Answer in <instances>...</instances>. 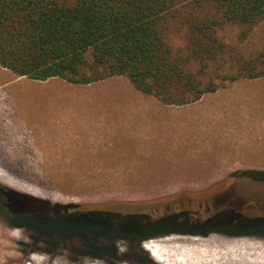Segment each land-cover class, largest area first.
<instances>
[{"label": "rangeland", "instance_id": "1", "mask_svg": "<svg viewBox=\"0 0 264 264\" xmlns=\"http://www.w3.org/2000/svg\"><path fill=\"white\" fill-rule=\"evenodd\" d=\"M238 31L237 26H229L226 35L234 39ZM244 45L252 55L257 54L264 46V28L255 30ZM52 79L57 81L19 76L0 65V197L6 208V212L0 209V264H249L248 259L232 261L235 251L225 247L264 249V79H259V95L228 94V103L235 108H220L213 118L205 104L209 95L199 108L194 103L166 105L137 90L124 75L88 86ZM76 91L81 95L75 100ZM75 106L87 111L89 131H113L96 134V138L94 132L88 137L82 134L81 139L71 140L80 143L67 149L72 151L73 163L38 162L48 159L44 156L48 146L70 143L51 136L62 135L54 130L62 127L58 110ZM113 107L184 109V123L177 126L158 121L146 130L139 123L115 124L110 120L117 117L101 113L103 108ZM248 109L255 112L246 115L243 111ZM192 111L200 117L195 118L197 123L188 117ZM174 113L169 121L182 119ZM202 118L211 131H206L205 125L200 127ZM257 124L259 129L248 131ZM117 127L122 132H115ZM201 143L211 144L205 160L213 163H204V158L189 148L183 149L187 156L175 155L179 152L175 147L168 149L174 144L192 148ZM229 148L233 157H222ZM231 159H239V163L228 162ZM243 160H258L259 164L241 163ZM219 176L223 178H212ZM17 196L51 206L159 203L164 214L172 212L173 203L197 200L198 214L190 216V224L225 210L243 215L232 225H220L222 229H210L205 235L187 232L192 226L180 220L174 226L178 231L152 235L139 247L136 241L118 239L117 257L105 253L97 257L89 251L112 249V238L85 234L82 218H75V225H66L70 219L45 212L24 217L32 210L18 206ZM13 210L21 216H14ZM61 223L65 226L59 228ZM235 227L254 233L227 232Z\"/></svg>", "mask_w": 264, "mask_h": 264}, {"label": "trees", "instance_id": "2", "mask_svg": "<svg viewBox=\"0 0 264 264\" xmlns=\"http://www.w3.org/2000/svg\"><path fill=\"white\" fill-rule=\"evenodd\" d=\"M229 26L239 28L234 39L226 35ZM258 28H264V0H0V65L19 76L75 84L124 75L142 93L180 106L241 79L263 77L264 46L252 55L244 45ZM14 200L32 210L24 217L45 212L70 219L66 225L82 218L85 234L112 238V249L89 251L97 257H117L118 239L139 247L152 235L178 231L180 220L192 226L187 232L205 235L243 215L225 210L190 224L197 200L173 203L166 214L159 203L84 207ZM4 202L0 197L6 212ZM241 230L254 233L224 229Z\"/></svg>", "mask_w": 264, "mask_h": 264}, {"label": "crops", "instance_id": "3", "mask_svg": "<svg viewBox=\"0 0 264 264\" xmlns=\"http://www.w3.org/2000/svg\"><path fill=\"white\" fill-rule=\"evenodd\" d=\"M53 78H57V77H53ZM60 78V77H58ZM62 79V78H61ZM259 79H264L263 77H258V78H247V79H241L239 81L233 82L231 84H229L227 87L222 88L217 90L216 92H212V93H207L205 94L200 100L193 102L194 104H197L196 106L201 107L203 106L205 103L204 101V97L206 95H209V99L208 102L205 103L206 107L208 108V113L209 115H211V117H214V113L217 112L220 108H222L224 111H226L227 109L230 110L232 108H235L233 105H229V101L227 100V95H241L242 93L246 92V93H253V94H258L259 95ZM64 80V79H63ZM45 82H53V81H57V79H47L44 80ZM66 81V80H65ZM68 82V81H67ZM54 83V82H53ZM70 84L73 85H85L88 86L89 84H75V83H71L68 82ZM58 85V84H55ZM255 85H258L256 88H254ZM74 91V90H73ZM81 93V92H80ZM79 92H75V94L72 97L76 98L81 95ZM79 94V95H78ZM77 102V101H76ZM192 104V103H191ZM189 105V104H188ZM194 106V105H193ZM243 106V105H242ZM241 106V107H242ZM76 107V106H75ZM177 108V107H176ZM97 112V114H99V112L97 110H94ZM172 112H175L174 115L176 117L181 116V120H179L178 118H176V120L169 121V117L172 115ZM194 111H192V113H190V115H188L189 118H191L193 120V122L195 121V118H200L199 115H192ZM244 113H246V115H251L252 113H254V110H246L243 111ZM101 113L103 115H110V116H115L117 118L115 119H111L110 121H112L113 123H121L123 122H127L130 123L131 125H135L136 123H139L141 125H144L145 130L146 127H152L154 125H156V123L159 122H170V124L176 123L177 126L183 125L184 123V109H180V110H176L173 109V111H169L168 108H149V107H145L143 109H139L136 107L133 108H110V109H105L103 108L101 110ZM87 111H85V109L83 110L82 108L76 107V108H67V109H59L58 110V116L60 117L59 122L60 125L62 127L56 128L54 130H56V132H61L62 135L59 136V134L57 133V135H52L51 139L53 140H70V143H66L64 142L63 144H53L47 147V149H49V151L46 153V156L48 159L46 160H42V161H38V162H44V163H73L74 161H72L73 159L72 156L70 155V153H72V151H67V149H72L73 146L75 145H79L80 143H76V142H71L72 141H76L77 139H81L83 136L82 134L85 135V137H88V134H91L92 132L95 133V138L98 137L96 134H105L106 131H113V129L111 130H101V131H89L87 123H88V119H87ZM128 116L132 117L129 118ZM140 116L138 119H136L135 117ZM128 117V118H126ZM194 117V118H193ZM212 117V118H213ZM240 121H243V119H241ZM206 120L204 118H202L200 127L205 125L207 126ZM197 123V122H196ZM83 126V127H82ZM221 126V125H220ZM200 127H198L197 129H199ZM258 128L259 129V124L257 125H251L250 128H248L249 132L254 131V129ZM221 129H223V127H221ZM80 130V131H79ZM211 131V128L209 126L206 127V131ZM115 132L118 133L122 132L118 129V127L114 130ZM229 131V130H228ZM200 132V131H199ZM87 134V135H86ZM123 134H125V132L123 131ZM102 138H105L104 136H102ZM215 138H219L217 135H215ZM49 139V138H48ZM82 145V144H81ZM212 147L211 144L206 145V143H201V145H194L192 148H190L189 146H179V145H173L168 147L172 148L175 147L176 150H179V152H175L177 154L175 155H185L187 156V154L183 151L184 148H189L192 149L193 152H195L197 155L202 156V158H204V163H213V161L211 160H205L206 158H208V155L206 154V152L208 151L207 147ZM213 147H217L216 145H214ZM166 148V147H165ZM181 148V149H180ZM169 154L172 155L173 153L169 150ZM222 157H233L232 156V151L230 150H225L222 154ZM59 157L60 159L56 160L53 158ZM239 159H231L228 162H235V163H239L238 162ZM241 163H255V164H259V161H255V160H243ZM212 178H223V177H212ZM224 250L227 251H235L234 253L236 254V258L235 257H231L232 261H239V259L242 260H250L249 264H264V249L263 247H259L258 248H254L251 246L248 247H240V246H233V247H225ZM240 252V254L238 255V253ZM216 253V252H215ZM238 255V257H237ZM229 259V258H228ZM227 259V260H228Z\"/></svg>", "mask_w": 264, "mask_h": 264}, {"label": "bare ground", "instance_id": "4", "mask_svg": "<svg viewBox=\"0 0 264 264\" xmlns=\"http://www.w3.org/2000/svg\"><path fill=\"white\" fill-rule=\"evenodd\" d=\"M181 259V258H180ZM184 259V258H183ZM186 259V258H185Z\"/></svg>", "mask_w": 264, "mask_h": 264}]
</instances>
